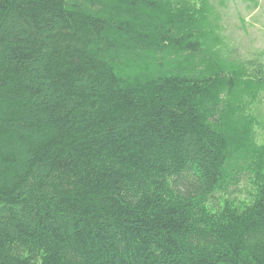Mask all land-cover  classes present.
Returning <instances> with one entry per match:
<instances>
[{
    "label": "trees",
    "instance_id": "trees-1",
    "mask_svg": "<svg viewBox=\"0 0 264 264\" xmlns=\"http://www.w3.org/2000/svg\"><path fill=\"white\" fill-rule=\"evenodd\" d=\"M218 11L0 0V264H264V59Z\"/></svg>",
    "mask_w": 264,
    "mask_h": 264
},
{
    "label": "rangeland",
    "instance_id": "rangeland-1",
    "mask_svg": "<svg viewBox=\"0 0 264 264\" xmlns=\"http://www.w3.org/2000/svg\"><path fill=\"white\" fill-rule=\"evenodd\" d=\"M221 19V34L234 54L250 57L260 52L264 59V0H213ZM260 125L256 127L259 141H264V95L252 110ZM236 188L243 195L246 182Z\"/></svg>",
    "mask_w": 264,
    "mask_h": 264
}]
</instances>
